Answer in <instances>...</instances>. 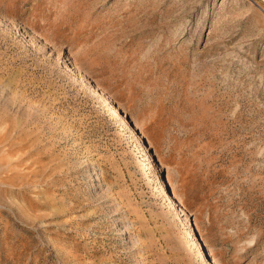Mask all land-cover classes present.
I'll use <instances>...</instances> for the list:
<instances>
[{
    "label": "rangeland",
    "instance_id": "1",
    "mask_svg": "<svg viewBox=\"0 0 264 264\" xmlns=\"http://www.w3.org/2000/svg\"><path fill=\"white\" fill-rule=\"evenodd\" d=\"M0 264H264V2L0 0Z\"/></svg>",
    "mask_w": 264,
    "mask_h": 264
},
{
    "label": "crops",
    "instance_id": "2",
    "mask_svg": "<svg viewBox=\"0 0 264 264\" xmlns=\"http://www.w3.org/2000/svg\"><path fill=\"white\" fill-rule=\"evenodd\" d=\"M264 2V0H262Z\"/></svg>",
    "mask_w": 264,
    "mask_h": 264
}]
</instances>
